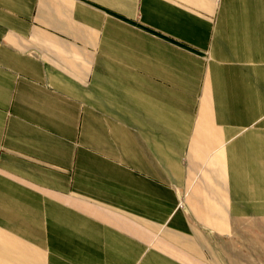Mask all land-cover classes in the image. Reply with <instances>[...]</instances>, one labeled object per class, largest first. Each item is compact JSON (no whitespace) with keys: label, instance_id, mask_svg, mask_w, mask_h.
I'll return each mask as SVG.
<instances>
[{"label":"crops","instance_id":"1","mask_svg":"<svg viewBox=\"0 0 264 264\" xmlns=\"http://www.w3.org/2000/svg\"><path fill=\"white\" fill-rule=\"evenodd\" d=\"M0 264H264V0H0Z\"/></svg>","mask_w":264,"mask_h":264}]
</instances>
